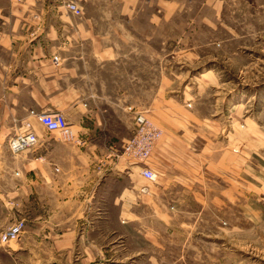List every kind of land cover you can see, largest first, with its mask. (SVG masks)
<instances>
[{
  "label": "crops",
  "instance_id": "obj_1",
  "mask_svg": "<svg viewBox=\"0 0 264 264\" xmlns=\"http://www.w3.org/2000/svg\"><path fill=\"white\" fill-rule=\"evenodd\" d=\"M65 1L0 8V233L24 219L12 251L40 264L49 255L61 258L55 264H183L176 261L185 257L191 233L177 231H187L186 218L204 209L209 177L254 176L255 163L221 147L195 108L163 121V137L146 162L157 180L142 177L134 163L117 162L133 130L134 106L126 88L99 87L92 67L125 65V55L138 64L142 44L132 25L139 0L92 11L84 8L88 0H75L80 16ZM158 4L174 11L170 0ZM41 112L63 113L84 144L46 131L33 115ZM26 122L38 142L13 154L8 139ZM221 191L238 193L232 186ZM192 199L196 212L187 205Z\"/></svg>",
  "mask_w": 264,
  "mask_h": 264
},
{
  "label": "rangeland",
  "instance_id": "obj_2",
  "mask_svg": "<svg viewBox=\"0 0 264 264\" xmlns=\"http://www.w3.org/2000/svg\"><path fill=\"white\" fill-rule=\"evenodd\" d=\"M19 1L0 0V8H22ZM158 2L139 0L135 5L139 16L132 25L133 39L142 44L138 64H130L131 56L125 55V65L93 66L95 82L106 89L126 88L129 104L163 131V121H171L168 116L195 108L208 120L211 133L219 135L221 147L231 146L255 163L254 176L229 173L218 182L209 177L200 214L196 200H190V210L198 212L186 218L187 231H177L191 234L185 257L176 263L264 264V0H170L174 11ZM117 4L88 0L84 8L114 9ZM214 126L218 132L211 130ZM121 153L117 162L131 165L133 160ZM229 186L238 193L230 197L221 191ZM16 240L0 242V264H40L21 250L13 252ZM56 261L62 262L49 255L42 264Z\"/></svg>",
  "mask_w": 264,
  "mask_h": 264
},
{
  "label": "built area",
  "instance_id": "obj_3",
  "mask_svg": "<svg viewBox=\"0 0 264 264\" xmlns=\"http://www.w3.org/2000/svg\"><path fill=\"white\" fill-rule=\"evenodd\" d=\"M65 8L74 16L81 15V8L75 0H67L64 2ZM52 62L59 65L58 56L52 57ZM128 110L132 113L133 130L130 137L125 142L122 148V155H126L128 159L140 167L142 177L155 181L157 174L147 165V160L150 157L156 143L162 138L163 130L143 111L129 107ZM37 121L43 125L48 132L56 133L60 137L68 140L84 144V141L76 138L67 122L66 117L61 112H41L33 113ZM25 128L22 131L15 133L8 139V148L11 153L18 154L26 149L34 147L38 142V137L35 131L31 128L30 123H25ZM143 190V189H141ZM25 227L24 219H18L15 223L9 226L0 235V242L9 245L11 241L19 238Z\"/></svg>",
  "mask_w": 264,
  "mask_h": 264
},
{
  "label": "bare ground",
  "instance_id": "obj_4",
  "mask_svg": "<svg viewBox=\"0 0 264 264\" xmlns=\"http://www.w3.org/2000/svg\"><path fill=\"white\" fill-rule=\"evenodd\" d=\"M205 75V74H204ZM239 108V107H238Z\"/></svg>",
  "mask_w": 264,
  "mask_h": 264
}]
</instances>
